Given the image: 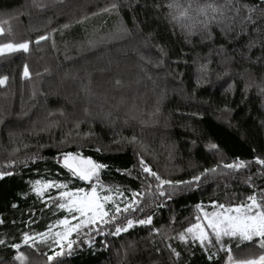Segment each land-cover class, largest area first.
Here are the masks:
<instances>
[{
    "label": "trees",
    "instance_id": "obj_1",
    "mask_svg": "<svg viewBox=\"0 0 264 264\" xmlns=\"http://www.w3.org/2000/svg\"><path fill=\"white\" fill-rule=\"evenodd\" d=\"M0 27V44L29 42L0 55V264H21V253L23 264H225L261 253L255 240L179 236L197 205L264 200V0H0ZM67 152L105 165L100 183L121 209L140 194L136 211L73 232L70 248L48 236L68 216L53 198L91 185L63 166ZM141 161L173 181L168 195ZM36 181L68 188L41 196ZM126 219L134 226L114 234Z\"/></svg>",
    "mask_w": 264,
    "mask_h": 264
},
{
    "label": "snow or ice",
    "instance_id": "obj_2",
    "mask_svg": "<svg viewBox=\"0 0 264 264\" xmlns=\"http://www.w3.org/2000/svg\"><path fill=\"white\" fill-rule=\"evenodd\" d=\"M173 6L172 4L169 5L170 8ZM213 11L220 12L221 10L213 8ZM200 13L207 15L206 10L203 8L200 9ZM188 17V9H184L180 11L179 17H176V19ZM206 26L207 24L205 23V27ZM4 33V28L0 27V35H4ZM47 38L46 36H41L36 42L39 43L40 40H45ZM28 50L29 42L0 44V55L18 51L27 52ZM24 76H29L27 66L24 68ZM6 81L7 77H3L0 79V85H3ZM212 147L215 148L216 146L212 145ZM61 156L63 166L67 168L73 176L87 181L91 187L88 190L80 188L75 191H61L58 198H53L64 201L62 203H57V207L66 210L71 215V219L65 217L57 222L58 225L64 226L65 230L63 233H56V236L62 239H68L73 232L79 234L83 228H94L99 231L100 229L95 228L97 224L114 223L117 214L121 212L130 213L137 210L133 205L139 204V201L135 199V196L140 195L139 193L134 195L131 203L125 202V207L121 209L111 195H101V192L98 191V188L104 191V187L100 183L99 171L104 168L105 165L96 163L91 158H84L79 153L74 154L67 152L62 153ZM256 162L264 165V159H258ZM141 164L142 171L158 182L157 187L160 189L159 195H168L162 189L164 185H172L173 181L162 179L157 172L153 171L152 168L143 161H141ZM225 167L242 168L245 167V164L243 161H240L236 164L225 165ZM210 171H215V169H211ZM200 179V176H195L192 180L178 183L193 184L198 183ZM51 188L67 189L68 185L55 182L41 184L40 181H36L33 186V190L41 196L44 194L45 190ZM108 191H111V189ZM107 203L113 205L111 211L106 210L105 205ZM197 208L202 215L196 216V223H193L185 232L180 234L179 239L181 241L186 242L187 238L190 236L201 245H211L213 241H215L219 243L221 247H224L223 240L225 237L235 239L238 242H252L255 240L258 248L261 250L260 254L241 259H234L230 256V264H264V200H258L256 195H250L246 198V201L236 205L214 203L212 205L214 210L211 212L205 211L200 205H197ZM72 221H76V223H72ZM0 223H3V221L0 220ZM136 223L140 225L151 224L152 217L148 216L146 219H139ZM133 226V220L126 219L125 223L114 228V234H119L122 231L127 232ZM49 230H51V228ZM41 235L46 236L47 234ZM29 240H34V238L25 235L24 243L28 244ZM56 242L59 243V241ZM0 243H3V241H0ZM72 243H74V241L68 240L69 248ZM14 247L19 248L20 246L14 245ZM225 250L231 251L230 248H226ZM176 255H179V253H176ZM16 259L23 264L26 260V256L24 253H21ZM49 259H54V257H49Z\"/></svg>",
    "mask_w": 264,
    "mask_h": 264
},
{
    "label": "rangeland",
    "instance_id": "obj_3",
    "mask_svg": "<svg viewBox=\"0 0 264 264\" xmlns=\"http://www.w3.org/2000/svg\"><path fill=\"white\" fill-rule=\"evenodd\" d=\"M65 191H68V190H65ZM98 191L101 192V195H111V196L113 197V199L115 200V202H116L117 204H119L120 208L122 207V204L124 203V200H123V198H122L121 195H119V194H115V193H113L112 191H108V189H105V188H104V191H101V190L98 188ZM44 192H45V191H44ZM105 207H106V210L111 211L112 208H113V205H112L111 203H107V204L105 205ZM213 210H214V209H212V210H205V211H209V212H211V211H213ZM66 212H67V211H66ZM67 214H68L67 217H68L69 219H71V215H70L68 212H67ZM200 215H202L201 212H200ZM72 223H76V221H72ZM64 230H65L64 226H61V225H60V227H58V228H57V227L53 228V230L51 231V233L48 234V236H55V237H58V236H56V233H63ZM71 236H72V234H71ZM58 238H59L60 243L68 242V239H62L61 237H58ZM225 264H230L229 258H228V260H227V262H226Z\"/></svg>",
    "mask_w": 264,
    "mask_h": 264
}]
</instances>
